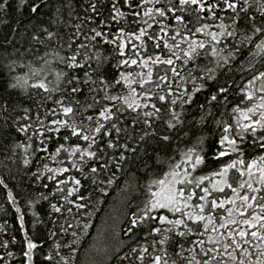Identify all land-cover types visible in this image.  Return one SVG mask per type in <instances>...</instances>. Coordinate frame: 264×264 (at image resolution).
Here are the masks:
<instances>
[{
	"label": "snow or ice",
	"instance_id": "snow-or-ice-1",
	"mask_svg": "<svg viewBox=\"0 0 264 264\" xmlns=\"http://www.w3.org/2000/svg\"><path fill=\"white\" fill-rule=\"evenodd\" d=\"M141 3L154 5L145 17L167 21L159 29L163 43L153 46L161 54L145 48L143 58L135 45L126 53L129 33L124 27L114 33L111 23L125 18L121 7L127 5L137 24L133 9ZM13 7L26 8L30 19L27 25L17 20L0 40V189L20 213L19 193L9 187L13 166L21 171L19 160L23 174L48 190L40 200L51 213H32L36 238L44 230L47 243L46 237L67 232L52 214L73 215V205L77 212L88 208L93 195L106 196L102 186L116 183L117 172L127 168L136 174L128 203H139L128 217V251L117 257L119 264H264V0H0V23L8 24ZM20 26L23 33L17 32ZM15 35L27 36V53L35 57L19 65L27 68L22 75H11L17 66L12 57L20 52ZM131 35L141 40L140 48L143 37L152 39L143 27ZM16 149L25 155L18 158ZM176 153L180 163L174 162ZM225 188L230 199L209 201ZM241 189L251 195H241ZM197 196L203 203L194 202ZM253 203L260 212L245 217ZM218 209L227 212L219 227L212 214ZM240 224L247 227L230 228ZM205 233L216 235L192 239ZM148 237L145 247L141 241ZM43 246L25 234L27 264ZM0 247L7 249L8 242ZM63 247L75 251L71 244ZM56 255L45 254L44 261L53 264ZM6 256H0L2 264L14 254ZM55 264H70L69 258Z\"/></svg>",
	"mask_w": 264,
	"mask_h": 264
},
{
	"label": "trees",
	"instance_id": "trees-1",
	"mask_svg": "<svg viewBox=\"0 0 264 264\" xmlns=\"http://www.w3.org/2000/svg\"><path fill=\"white\" fill-rule=\"evenodd\" d=\"M15 4L19 3V0H10ZM163 2H167V0H163ZM154 7L153 4L143 5L141 3V7L138 9H133L139 12V16L135 17L138 21L137 24L131 23V17L128 16L129 9L127 5H123L121 7V11L125 12V18L120 19L118 21H112L113 32H117L120 27H124L125 32L129 33V36L125 38V42L128 45L125 49L126 53H130L133 48L132 46H137V49L141 53V58L145 56V48L148 54L155 55L161 54L159 49H154L153 46L156 43H163L164 33L160 32L159 29L162 23H167L166 20H161L160 23H157L160 20L159 17H155L150 19L149 17H145L143 15L146 8ZM3 13H0L2 16ZM8 24L0 23V40H2L3 35L9 33L12 27H16V21L20 20L22 25H27L29 23V15L28 10L25 8L22 11H16L15 7L10 9V13L7 17ZM147 20L148 24H151L152 27L148 28V25L144 23ZM219 21H217L218 23ZM143 27L147 30L148 35L152 36V39L149 40L148 36L142 38L144 41V48H140L141 40L135 39L132 33L136 35L139 34V29ZM107 31V29H105ZM18 33H23L24 28L22 26L17 27ZM172 33L169 32V36ZM14 40L18 41L16 47L20 49L19 53H14L12 58L17 59V66L14 69V72L11 75H22L24 72H27V68L21 70L19 65L27 64L30 61L34 60L35 57L32 54L27 53V49L29 47V40L27 36L23 40H21L20 35H15L13 37ZM198 38L203 39L204 37L199 36ZM36 48H40V55L43 54V49L40 45H33V51ZM9 51L13 52L14 50L9 46ZM25 54V55H21ZM6 55V54H3ZM135 58V57H133ZM179 63V62H177ZM135 70H139L136 66H133ZM5 75H9L7 70L5 69ZM51 79V77H49ZM31 83V81H30ZM9 91H12L9 89ZM19 92L21 96H24V92L22 90H15ZM117 91H121L117 89ZM139 91V89H138ZM55 107V105H52ZM227 119V117H226ZM83 143V142H81ZM86 146V145H85ZM183 148V145H181ZM264 153V150H260ZM18 154V158H22L25 154L23 149H16ZM44 155V154H41ZM235 158V157H234ZM60 159H64V164L67 165L68 160L64 157ZM174 162L180 163L181 156L179 153H176L174 156ZM50 166L55 167L56 164L52 162L50 159L47 161ZM19 167L21 171L17 173L15 171L16 166H13L14 178L9 180V187L13 190L14 195H17V205L21 208L20 213H16L15 207L7 201L6 198V190L0 189V244L7 241L8 248L5 249L0 247V256H5L6 259H9L6 256L8 251L13 252V258H10L9 264H27V260L22 255V248H25V234L27 233L29 238H32L34 242L44 244L42 249H37L33 253V264H48V262L44 261V255H52L54 251L58 252L59 255L55 256V264L56 261H60V257L69 258L70 264H119L118 256L124 255L125 252L128 251L127 247V236L124 235V230L129 226L128 225V217L132 210H134V206L139 203V200H132V205L130 206L128 201L133 194L135 184H136V174L133 172H129L127 168L124 170V173L117 172V176L119 177L116 183H113L111 186H108L106 183L102 186L106 192V196L97 192L93 195L91 203L88 208L80 210L77 212L74 205L73 207V215H68L67 213L64 216H60L59 214H52L53 220H58L59 224H62L64 229H67V232L60 231L58 235L55 237H46L47 243H44V230H41V239H37L35 235V230L33 227L34 218L32 213L36 211L38 214L43 215L45 212L51 213V209L48 206L47 201L40 200L41 192L47 194V189H41V182L40 181H33L29 176H25L23 174V165L19 163ZM182 166L181 171L183 170ZM35 171V168L32 169ZM75 170H71L70 173L66 175H72ZM197 174H210V170L207 173H197ZM230 175H235L234 173H230ZM79 178V177H77ZM212 179H219V178H212ZM246 179V177L244 178ZM50 183V182H49ZM143 183V182H142ZM71 182H69L68 187H71ZM205 187L211 188V185L208 181H205L203 185ZM234 187L237 184H233ZM255 187H259L258 184L254 185ZM198 194H202L200 189H196ZM241 195H251L246 191V189L240 190ZM231 189L225 188L224 193H216L213 192L212 195L209 197V201L211 199L219 200H226L232 197ZM23 197V198H22ZM143 197H141L142 199ZM59 199V203L63 204L64 201L62 198ZM194 202L196 203H203L199 201L198 196L194 197ZM29 200H40L39 204H30ZM53 203H56L57 200L53 199ZM79 202V201H76ZM240 201L237 200V204ZM233 207L231 204H226L225 208ZM259 213L260 209L256 203H253V209L245 210V217H249L252 213ZM207 214V210H206ZM213 215L217 216L216 226L219 227L220 217H227V212L223 209H218L212 213ZM170 218H180L179 214L176 217H172L169 214ZM23 217V221L21 220ZM236 218L239 220L241 217L237 214ZM23 223V227L21 224ZM190 223V222H189ZM71 224V227H69ZM85 225H88L85 228ZM49 227H51L49 225ZM246 225H231L230 228L236 229L237 231L239 228H246ZM183 226H181L177 231H183ZM255 229H249V231ZM75 231L76 236L73 237L71 233ZM202 231V229H201ZM227 229H220V232L227 233ZM208 235H216V233H205L203 237H196L193 236L192 239H200L203 238L207 241ZM238 238V237H237ZM15 239L16 243H12V240ZM151 237H148V240H142L141 243L145 246H149V242L151 241ZM124 243H121V242ZM256 243V242H253ZM60 244L62 247L60 249H55V245ZM64 244H71L72 249L75 251H71L69 248L63 247ZM187 247V245H186ZM250 250L255 252V248L251 246ZM119 249V251H118ZM198 250V249H197ZM149 251H152V248L149 247ZM157 253H153L155 255ZM188 255V253H185ZM255 260V256L252 257ZM2 264V262H0Z\"/></svg>",
	"mask_w": 264,
	"mask_h": 264
}]
</instances>
